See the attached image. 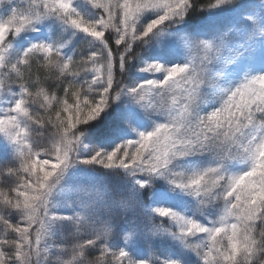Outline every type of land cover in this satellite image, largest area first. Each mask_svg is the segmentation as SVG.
I'll return each mask as SVG.
<instances>
[{"label": "snow or ice", "instance_id": "obj_1", "mask_svg": "<svg viewBox=\"0 0 264 264\" xmlns=\"http://www.w3.org/2000/svg\"><path fill=\"white\" fill-rule=\"evenodd\" d=\"M0 264H264V0H0Z\"/></svg>", "mask_w": 264, "mask_h": 264}, {"label": "rangeland", "instance_id": "obj_2", "mask_svg": "<svg viewBox=\"0 0 264 264\" xmlns=\"http://www.w3.org/2000/svg\"><path fill=\"white\" fill-rule=\"evenodd\" d=\"M157 223H159V221H157ZM161 253H162V249L160 248H154L152 251H148L147 246H144L145 256L161 255Z\"/></svg>", "mask_w": 264, "mask_h": 264}, {"label": "trees", "instance_id": "obj_3", "mask_svg": "<svg viewBox=\"0 0 264 264\" xmlns=\"http://www.w3.org/2000/svg\"><path fill=\"white\" fill-rule=\"evenodd\" d=\"M209 2V0H202V3H204L205 5ZM137 51H139V49H137Z\"/></svg>", "mask_w": 264, "mask_h": 264}]
</instances>
